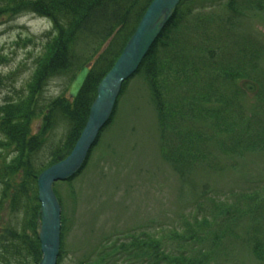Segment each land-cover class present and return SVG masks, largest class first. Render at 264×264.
Returning <instances> with one entry per match:
<instances>
[{"label": "trees", "instance_id": "obj_1", "mask_svg": "<svg viewBox=\"0 0 264 264\" xmlns=\"http://www.w3.org/2000/svg\"><path fill=\"white\" fill-rule=\"evenodd\" d=\"M153 1L0 0V21L33 15L51 25L26 92L0 107V215L7 204L15 218L0 225V264H40L38 178L74 150L100 84ZM253 11L264 13V0L182 1L134 76L141 77L149 90L161 157L179 173L201 167L225 172L238 168L239 159L246 155H264L263 39L248 40L237 34L244 16ZM84 67L90 69L89 76L78 98L72 100L71 85ZM11 77L13 74L0 76V85ZM56 78L68 80V94L43 99ZM130 80L124 83L119 99L127 92ZM245 81L257 85L254 95L243 89ZM41 116L43 124L34 133V122ZM60 129V141L41 156L49 137ZM93 149L82 171L67 182L85 170ZM222 159L230 161L227 168L222 167ZM261 180H248L257 188L230 191L224 196L232 202L202 194L189 206L194 211L181 215L183 228L168 234V239L176 242L175 251H169L164 235L144 231L130 234L125 241L108 239L103 255L129 253L141 264H212L219 258L224 241L242 227L247 233L244 242L264 264ZM58 184L55 192L63 209ZM64 224L62 212L61 242ZM60 261L61 255L58 264ZM81 264L96 263L86 260Z\"/></svg>", "mask_w": 264, "mask_h": 264}, {"label": "rangeland", "instance_id": "obj_2", "mask_svg": "<svg viewBox=\"0 0 264 264\" xmlns=\"http://www.w3.org/2000/svg\"><path fill=\"white\" fill-rule=\"evenodd\" d=\"M50 30L47 20L33 15L0 21V58L3 59L0 76L13 74L0 85V107L6 100L26 92ZM237 34L248 40L263 39L264 44V13H247ZM261 66L264 68V63ZM67 89L68 80L56 78L45 90L43 99L68 94ZM43 121L41 116L34 122V133ZM62 134L60 129L49 137L41 156L48 154ZM159 145L156 112L149 90L143 79L136 76L119 99L114 119L101 133L85 170L72 182L57 183L65 215L60 264H81L86 260L96 264H141L140 259L129 253L105 257L103 250L108 239L125 241L130 234L144 231L156 232L159 237L164 235L169 251H175L176 242L170 241L168 234L183 228L181 215L194 211L189 206L202 194L206 192L209 198L217 195L216 200L221 196L222 200L232 202L224 198L230 191L257 188L250 179L259 177L264 181V155H246L239 159L238 168L225 172L201 167L179 173L163 160ZM221 162L223 168L230 164L225 159ZM244 162L248 164L246 168ZM262 187L264 195V183L259 188ZM7 208L5 204L0 215L1 226L15 219ZM245 234L238 227L230 234L231 239L224 241L219 258L211 263L263 264L244 242Z\"/></svg>", "mask_w": 264, "mask_h": 264}, {"label": "water", "instance_id": "obj_3", "mask_svg": "<svg viewBox=\"0 0 264 264\" xmlns=\"http://www.w3.org/2000/svg\"><path fill=\"white\" fill-rule=\"evenodd\" d=\"M182 1L185 0L152 2L120 58L100 84L88 122L74 150L64 161L50 167L38 178L41 203L38 219V239L42 252L40 264H58L61 253L62 208L55 192V185L73 179L82 171L100 134L113 116L124 83L138 72L152 47L172 21ZM89 73L90 69L84 67L75 78L69 91L72 100L78 98ZM242 87L250 95H254L258 90L257 85L250 81L243 82Z\"/></svg>", "mask_w": 264, "mask_h": 264}]
</instances>
